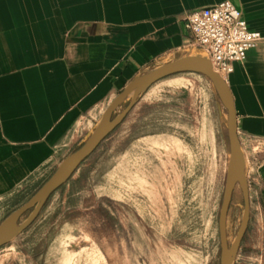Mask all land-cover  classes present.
<instances>
[{
    "label": "rangeland",
    "instance_id": "obj_1",
    "mask_svg": "<svg viewBox=\"0 0 264 264\" xmlns=\"http://www.w3.org/2000/svg\"><path fill=\"white\" fill-rule=\"evenodd\" d=\"M96 122L73 144L58 147L53 161L0 193V222L40 188ZM226 127L227 112L205 75L180 72L154 82L35 218L0 246V264H219ZM242 209L236 186L226 218L229 243Z\"/></svg>",
    "mask_w": 264,
    "mask_h": 264
},
{
    "label": "crops",
    "instance_id": "obj_2",
    "mask_svg": "<svg viewBox=\"0 0 264 264\" xmlns=\"http://www.w3.org/2000/svg\"><path fill=\"white\" fill-rule=\"evenodd\" d=\"M220 1L0 0V193L78 140L132 79L181 57L184 13ZM228 1L261 36L223 78L249 199L232 264H264V0Z\"/></svg>",
    "mask_w": 264,
    "mask_h": 264
},
{
    "label": "water",
    "instance_id": "obj_3",
    "mask_svg": "<svg viewBox=\"0 0 264 264\" xmlns=\"http://www.w3.org/2000/svg\"><path fill=\"white\" fill-rule=\"evenodd\" d=\"M180 72H198L205 75L213 84L220 102L227 112V139L229 159L225 175L224 189L218 214L220 241L219 264H232L249 218V199L243 156L237 137L236 115L232 96L225 80L213 71L208 58L202 55H185L162 63L132 79L109 103L82 144L67 155L40 188L21 206L9 213L0 222V246L7 243L15 232L26 227L37 215L48 196L63 184L77 166L98 146L126 116L138 96L154 82ZM130 95L125 107L113 116L115 109ZM242 193L243 209L240 225L234 239L229 243L226 233L227 212L235 187ZM32 209L30 215L20 224L19 218Z\"/></svg>",
    "mask_w": 264,
    "mask_h": 264
},
{
    "label": "built area",
    "instance_id": "obj_4",
    "mask_svg": "<svg viewBox=\"0 0 264 264\" xmlns=\"http://www.w3.org/2000/svg\"><path fill=\"white\" fill-rule=\"evenodd\" d=\"M183 20L191 35L179 49L182 56L208 58L212 68L223 78L261 39L258 33L247 29L241 10L228 0L188 10Z\"/></svg>",
    "mask_w": 264,
    "mask_h": 264
},
{
    "label": "bare ground",
    "instance_id": "obj_5",
    "mask_svg": "<svg viewBox=\"0 0 264 264\" xmlns=\"http://www.w3.org/2000/svg\"><path fill=\"white\" fill-rule=\"evenodd\" d=\"M212 69H213V68H212ZM213 71H214V72H216V70H215V69H213ZM216 73L218 74V72H216ZM221 77H222V76H221ZM222 78H223V77H222Z\"/></svg>",
    "mask_w": 264,
    "mask_h": 264
},
{
    "label": "flooded vegetation",
    "instance_id": "obj_6",
    "mask_svg": "<svg viewBox=\"0 0 264 264\" xmlns=\"http://www.w3.org/2000/svg\"><path fill=\"white\" fill-rule=\"evenodd\" d=\"M18 224H20V221L18 220V222H17Z\"/></svg>",
    "mask_w": 264,
    "mask_h": 264
}]
</instances>
